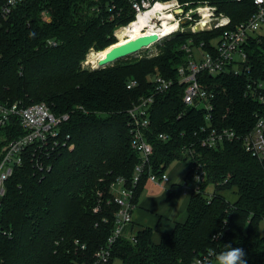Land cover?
Segmentation results:
<instances>
[{
  "label": "trees",
  "instance_id": "1",
  "mask_svg": "<svg viewBox=\"0 0 264 264\" xmlns=\"http://www.w3.org/2000/svg\"><path fill=\"white\" fill-rule=\"evenodd\" d=\"M159 1L215 7L231 23L197 33L185 23L184 30L155 44V54L90 69L83 65L89 52L116 44L117 30L136 21L128 0H25L6 17L1 10L7 0H0V102L45 103L56 116H69L59 126L60 145L44 168L26 160L6 184L0 221L11 234L0 237V264H92L120 210L111 185L123 178L131 188L141 162L131 146L128 111L154 91V74L173 85L155 96L147 134L153 154L134 187L133 202L138 205L151 172L164 173L174 161L189 166L193 159L187 148L205 165L207 180L190 195L184 222L157 241L148 227L135 240L117 238L112 263L192 264L230 244L244 250L247 264H264V161L236 139L203 147L196 131L207 124L205 112L183 102L185 86L178 80V68L188 61L186 47L208 44L224 29L246 21L256 10L254 0ZM132 80L137 85L129 89ZM246 81L243 76H205L214 95L213 127L244 133L254 125L260 107L246 97ZM161 133L168 139H159ZM178 188L174 184L170 194ZM232 190L234 202L224 194ZM75 240L86 249L79 250Z\"/></svg>",
  "mask_w": 264,
  "mask_h": 264
},
{
  "label": "built area",
  "instance_id": "2",
  "mask_svg": "<svg viewBox=\"0 0 264 264\" xmlns=\"http://www.w3.org/2000/svg\"><path fill=\"white\" fill-rule=\"evenodd\" d=\"M25 0H7L1 10V15L6 17L11 10ZM137 17L152 10L158 4H169L164 9L173 19L170 22L177 23L178 30H184L181 25L189 23L192 32L204 30H216L229 26V18L216 13V8L211 6H198L186 8L188 4H179L176 1L161 2L159 0H128ZM255 12L244 22L224 29L213 37L208 44L201 43L197 48H187L188 61L178 68V80L184 85L183 102L187 106L203 109L206 125L201 127L196 134L200 135V144L203 147L213 148L224 142L236 140L242 141L244 150L259 161H264V0H254ZM208 8L212 15L205 17L201 9ZM161 26L160 17L151 20ZM135 22V21H134ZM133 23V22H132ZM201 29L196 30V24ZM131 24V23H130ZM129 24V25H130ZM161 35L160 31H152ZM170 33V34H172ZM146 34V33H144ZM169 34V35H170ZM116 36V33H115ZM168 36V35H167ZM118 39V38H117ZM119 40V39H118ZM86 61V60H85ZM84 61V62H85ZM83 62V65L85 63ZM234 76L246 77L244 93L248 99L259 104L260 109L254 112V125L244 133L231 128H217L211 125L213 117V93L204 83L205 76ZM150 82L154 85V91L143 96L128 111V128L131 135V146L140 154L141 162L136 167V174L132 187L125 186V180L120 178L111 185L114 193L113 202L120 206L116 214L115 227L107 243L100 247L93 255L92 264H113V245L119 237L135 240L136 233L127 231L133 220V211L137 205L133 202L134 187L140 181L142 173L153 154L152 143L148 139V131L151 128V110L155 102V96L168 91L173 81L160 74L150 76ZM137 85L135 80L128 83L129 89ZM69 118L68 115L56 116L45 103H33L23 106L20 102L2 104L0 102V213L3 200L6 196L7 182L18 168L24 165L26 160L35 162L39 169L44 168V161L60 145L59 126ZM159 139L167 140L168 135L161 133ZM189 150L191 164L186 165V171L182 181L178 184L179 190L190 196L202 190L207 180L205 165L193 157L194 152ZM189 160V161H190ZM169 180L167 172L157 174L151 172L148 182L165 184ZM100 206L95 208V212ZM11 233L0 221V237L9 236ZM219 235H214L217 239ZM79 250H85L86 245L75 240ZM216 252L211 250L197 257L192 264H216Z\"/></svg>",
  "mask_w": 264,
  "mask_h": 264
},
{
  "label": "crops",
  "instance_id": "3",
  "mask_svg": "<svg viewBox=\"0 0 264 264\" xmlns=\"http://www.w3.org/2000/svg\"><path fill=\"white\" fill-rule=\"evenodd\" d=\"M183 164V170H185L186 164ZM182 173L180 177H183L184 174ZM176 175L177 172L172 175L169 173V180L165 184L147 182L140 201L133 211L132 223L126 228L127 231L133 230V232L137 233L139 230L148 227L153 229L154 237L155 235L160 237L162 233L170 232L176 223L184 222L187 219V207L190 199V196L187 195L186 199L181 202L182 205L179 210L171 218L172 211L179 205L180 195L184 194L179 189H175L170 194L172 186L180 183H176L178 178ZM229 192L226 191L224 194L228 200L234 202L237 197H230ZM232 193L235 194V192Z\"/></svg>",
  "mask_w": 264,
  "mask_h": 264
},
{
  "label": "bare ground",
  "instance_id": "4",
  "mask_svg": "<svg viewBox=\"0 0 264 264\" xmlns=\"http://www.w3.org/2000/svg\"><path fill=\"white\" fill-rule=\"evenodd\" d=\"M171 3L167 4H158L156 5L152 10L142 13L137 17V20L130 25L126 27H122L117 30L116 34L119 38L118 42L114 45H120L123 43H126L127 41L131 39H135L138 36L144 34V33H150L154 31H160L161 35L167 36L170 33H172L174 30L177 29L178 24L170 22L171 19H173V16L169 13L164 11L167 7H169ZM200 11H203L205 14V17L208 18L212 15L211 10L208 8L201 9ZM160 17L162 20L161 26L156 25L155 22H152L151 20L154 19V17ZM196 30L201 29V25L198 23L194 27ZM112 45V46H114ZM111 47V46H110ZM106 48L99 52L91 51L88 55V60H94L95 63H98L99 60L105 57L106 53L109 51V48Z\"/></svg>",
  "mask_w": 264,
  "mask_h": 264
},
{
  "label": "water",
  "instance_id": "5",
  "mask_svg": "<svg viewBox=\"0 0 264 264\" xmlns=\"http://www.w3.org/2000/svg\"><path fill=\"white\" fill-rule=\"evenodd\" d=\"M165 37H161L157 33H146L126 43L111 46L105 57L99 60L96 68H104L108 65H113L119 60L136 56L142 50L150 48Z\"/></svg>",
  "mask_w": 264,
  "mask_h": 264
},
{
  "label": "rangeland",
  "instance_id": "6",
  "mask_svg": "<svg viewBox=\"0 0 264 264\" xmlns=\"http://www.w3.org/2000/svg\"><path fill=\"white\" fill-rule=\"evenodd\" d=\"M116 37L118 38V36H117V34H116ZM119 39V38H118ZM157 52V49H156V45H153V46H151L150 48H148V49H144V50H142L139 54H137L136 56H133L134 58H136V57H139V56H143V55H152V54H155ZM89 55V54H88ZM88 55H87V58H88ZM128 59V58H127ZM85 63V65H86V67H88V68H90V69H95L96 67H98V63H95V61L94 60H91L90 59V64H88L87 63V59H86V61L84 62ZM184 162L183 161H174L173 163H171L170 165H169V167L167 168V173L169 174H174V172H177V175L176 176H178V178L176 179V183L177 182H181L182 181V177H180V175H181V173H182V171H183V173L182 174H184L185 173V170H183V164ZM179 174V175H178ZM175 176V177H176ZM180 177V178H179ZM180 180V181H179ZM234 190V189H233ZM233 190L232 191H230L229 192V196L230 197H234V198H236L237 197V195L236 194H234V193H232L233 192ZM181 196V198H180V200L178 201V203H179V205L176 207V208H174V210L172 211V216H171V218H173L174 217V214H176V212L179 210V208L181 207V202L183 201V199L185 200L186 199V195H184V194H182V195H180ZM233 198V199H234ZM261 232L264 234V222L263 223H261ZM154 239H155V241H157L158 239H159V236L158 235H155V237H154ZM114 264H122L121 263V261L120 260H116L115 262H114Z\"/></svg>",
  "mask_w": 264,
  "mask_h": 264
},
{
  "label": "clouds",
  "instance_id": "7",
  "mask_svg": "<svg viewBox=\"0 0 264 264\" xmlns=\"http://www.w3.org/2000/svg\"><path fill=\"white\" fill-rule=\"evenodd\" d=\"M246 253L242 248H233L230 244L216 255V264H247Z\"/></svg>",
  "mask_w": 264,
  "mask_h": 264
}]
</instances>
